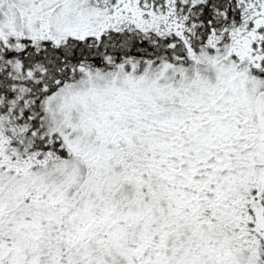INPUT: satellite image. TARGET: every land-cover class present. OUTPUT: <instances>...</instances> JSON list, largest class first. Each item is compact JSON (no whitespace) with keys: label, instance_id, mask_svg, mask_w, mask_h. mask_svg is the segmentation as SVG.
<instances>
[{"label":"snow or ice","instance_id":"snow-or-ice-1","mask_svg":"<svg viewBox=\"0 0 264 264\" xmlns=\"http://www.w3.org/2000/svg\"><path fill=\"white\" fill-rule=\"evenodd\" d=\"M0 264H264V0H0Z\"/></svg>","mask_w":264,"mask_h":264}]
</instances>
